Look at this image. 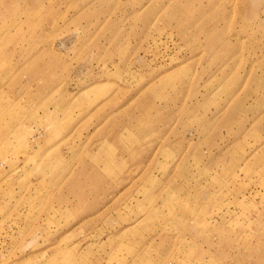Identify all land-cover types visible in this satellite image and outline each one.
<instances>
[{
  "label": "rangeland",
  "instance_id": "1",
  "mask_svg": "<svg viewBox=\"0 0 264 264\" xmlns=\"http://www.w3.org/2000/svg\"><path fill=\"white\" fill-rule=\"evenodd\" d=\"M0 264H264V0H0Z\"/></svg>",
  "mask_w": 264,
  "mask_h": 264
}]
</instances>
